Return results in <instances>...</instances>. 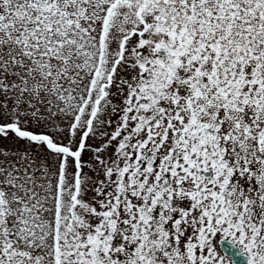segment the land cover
<instances>
[{"label": "snow or ice", "instance_id": "6c2138e0", "mask_svg": "<svg viewBox=\"0 0 264 264\" xmlns=\"http://www.w3.org/2000/svg\"><path fill=\"white\" fill-rule=\"evenodd\" d=\"M224 240L264 264V0H0V264Z\"/></svg>", "mask_w": 264, "mask_h": 264}, {"label": "water", "instance_id": "95a60500", "mask_svg": "<svg viewBox=\"0 0 264 264\" xmlns=\"http://www.w3.org/2000/svg\"><path fill=\"white\" fill-rule=\"evenodd\" d=\"M220 244L225 255L231 257L234 264H245V258L237 247L226 241H221Z\"/></svg>", "mask_w": 264, "mask_h": 264}, {"label": "flooded vegetation", "instance_id": "af4514ba", "mask_svg": "<svg viewBox=\"0 0 264 264\" xmlns=\"http://www.w3.org/2000/svg\"><path fill=\"white\" fill-rule=\"evenodd\" d=\"M218 236H219V234H218ZM224 241H226V242H229V241H227V240H224ZM221 242V241H220ZM220 242L217 244V248H218V250H220V251H222L223 252V250L221 249V244H220ZM236 247V246H235ZM238 248V247H237ZM239 249V248H238ZM239 251H241L240 249H239ZM242 253V252H241ZM223 254H225L224 252H223ZM242 255L244 256V261H245V264H248V261H247V257L242 253ZM234 264V263H233Z\"/></svg>", "mask_w": 264, "mask_h": 264}, {"label": "clouds", "instance_id": "9594fccd", "mask_svg": "<svg viewBox=\"0 0 264 264\" xmlns=\"http://www.w3.org/2000/svg\"><path fill=\"white\" fill-rule=\"evenodd\" d=\"M225 264H229V262L226 260V261H225Z\"/></svg>", "mask_w": 264, "mask_h": 264}]
</instances>
